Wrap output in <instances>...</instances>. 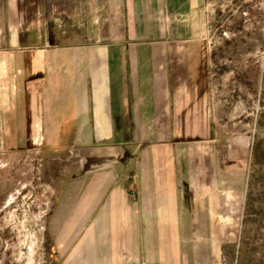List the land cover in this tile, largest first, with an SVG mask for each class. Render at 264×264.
Here are the masks:
<instances>
[{
  "label": "crops",
  "instance_id": "obj_1",
  "mask_svg": "<svg viewBox=\"0 0 264 264\" xmlns=\"http://www.w3.org/2000/svg\"><path fill=\"white\" fill-rule=\"evenodd\" d=\"M204 4L0 0L8 139L19 135L16 146L29 147L41 126L56 149L61 121L72 134L85 125L79 166L54 179L48 228L60 264H174L182 244L187 255L194 250L182 236L220 211L214 174L230 176L222 151L209 160L189 141L194 134L212 139L209 50L199 39ZM60 19L101 44L36 47L35 38L55 36ZM94 52L101 54L95 60Z\"/></svg>",
  "mask_w": 264,
  "mask_h": 264
},
{
  "label": "rangeland",
  "instance_id": "obj_2",
  "mask_svg": "<svg viewBox=\"0 0 264 264\" xmlns=\"http://www.w3.org/2000/svg\"><path fill=\"white\" fill-rule=\"evenodd\" d=\"M198 21L199 39L209 50L211 112H205V119L212 139L208 133L206 139L194 134L189 141L209 160L219 147L230 176L214 174L220 211L207 212L203 227L190 229L187 239L182 236L183 243H194V250L187 255L182 244V258L173 263L264 264V0H205ZM55 24V36L35 38L36 47L101 44L62 19ZM100 55L94 52V60ZM61 122L60 148H51V133L41 126L34 127L29 147L21 148L13 141L19 135L10 140L5 134L0 112V264L61 262L48 228L54 179L79 166L78 141L85 130L82 125L79 134H72ZM205 203L208 208L207 198ZM173 253H178L176 246Z\"/></svg>",
  "mask_w": 264,
  "mask_h": 264
}]
</instances>
